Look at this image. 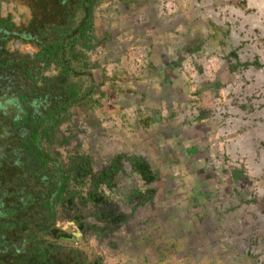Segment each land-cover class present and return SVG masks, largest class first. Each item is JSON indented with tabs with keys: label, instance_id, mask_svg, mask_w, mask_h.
<instances>
[{
	"label": "rangeland",
	"instance_id": "rangeland-1",
	"mask_svg": "<svg viewBox=\"0 0 264 264\" xmlns=\"http://www.w3.org/2000/svg\"><path fill=\"white\" fill-rule=\"evenodd\" d=\"M136 4L139 27L125 16L129 5L100 0L99 23L109 32L101 61L112 74L100 103L77 111L65 131L66 163L82 157L94 173H114L104 187L110 205L133 219L124 232L154 255L152 263L170 246L167 264H264V142H249L242 159L229 156L232 144L255 132L245 125L253 117L264 134V107L254 106L252 88L264 78V0ZM234 120L239 130L221 139ZM132 157L144 161L151 182Z\"/></svg>",
	"mask_w": 264,
	"mask_h": 264
},
{
	"label": "trees",
	"instance_id": "trees-1",
	"mask_svg": "<svg viewBox=\"0 0 264 264\" xmlns=\"http://www.w3.org/2000/svg\"><path fill=\"white\" fill-rule=\"evenodd\" d=\"M11 1L26 2L31 19L16 27L11 18L0 15V210L21 217L22 211L31 213V208H40L51 215L57 205L67 202L65 195L69 194L74 170L65 169L63 156L56 150L61 140L67 143L61 128L71 119L74 107L99 103L95 95L102 86L94 80L92 70L97 65L89 61L87 52L96 50L100 0ZM13 40L34 45L36 53L10 51ZM51 65L60 69L59 75L45 77ZM86 75L92 77L88 89ZM76 78L75 84L72 81ZM52 170H57L56 176ZM49 175L60 179L61 187L58 192L55 185L49 194H43L41 178ZM30 242L26 259L12 256L9 261L0 259V264L11 260L17 261L11 264H74L77 255L83 264L87 260L81 251L58 256L60 248L55 244L38 238Z\"/></svg>",
	"mask_w": 264,
	"mask_h": 264
},
{
	"label": "flooded vegetation",
	"instance_id": "flooded-vegetation-1",
	"mask_svg": "<svg viewBox=\"0 0 264 264\" xmlns=\"http://www.w3.org/2000/svg\"><path fill=\"white\" fill-rule=\"evenodd\" d=\"M118 1H122L124 7L129 5V7H127V15L125 16L134 19V26L139 27L137 26L136 17L132 16L135 13L134 8L137 7L136 2L139 0ZM25 3L26 2L22 1L14 3L11 0H0L1 17L11 18L16 27L27 24L29 20L23 19V8L27 5H25ZM96 13L97 19L95 25L98 33L97 40L94 42L96 50L87 52V55L89 61L97 65L96 68L92 70V73L94 75V80H96L98 85L102 86L101 92L95 95V99L100 103L99 99L101 98H98V95L104 97L102 93V89L104 88L103 84L109 80L107 75L110 76L112 74V68L110 69L111 66L109 64H105L101 61L103 58L102 51H105V45L107 43L106 38H108L109 32L105 31L108 28L105 23H102V25L99 23L98 12ZM101 33L103 35L102 37L100 36ZM31 45L30 43L25 44L13 40L9 43L8 49L10 51H19L23 54L28 53L34 56L37 49L34 45ZM116 67L118 68V64ZM59 72L60 69L57 68L56 65H51L44 72V76L53 78L58 76ZM91 78L92 77L86 75L87 81L85 83V88L87 89L92 85ZM72 82L76 84L78 79H73ZM94 106H77L73 108L71 119L61 128L63 138L67 140V143L62 144L61 140L56 145V150L63 156L61 161L65 169L67 171L74 169L72 173H70L69 194L65 195L67 202L63 205L62 203L57 205L56 209H54V213L51 215H49V212L44 213L40 211V208H31L34 209L31 213H29L28 210L22 211L20 213L22 214L21 217H16V213L14 214L8 210H0V259L4 258L9 261L12 256H16L17 259L21 257H25L24 259H26L29 256L30 240L32 239L33 242L35 238H38V240H45L60 248L56 250L58 256L66 253H73L74 251L85 253L87 257L85 264H113L114 262L119 264L118 262L122 263L123 260H127V263L128 261L131 263L133 260L134 262L132 264H154L151 262V257L154 255H149V253H147L148 251L143 253L139 248V241H133L131 244L128 241L129 237L127 232L131 233L130 224H132L133 219L120 211L117 207L110 205V193L106 192V188L104 187H107V185L110 187L113 184L114 173L111 171L94 173L90 166V161L82 157L72 159L69 164L66 163V159L64 158L63 150L70 141V139L66 137L67 133L65 131L71 130L70 125H72L74 118L77 117V111L87 114V111L92 110ZM130 161L135 172L140 174L144 181L151 182L148 178L150 175L148 167H145L144 161L138 157H132ZM78 163L84 164V167ZM113 170L116 172L115 169ZM56 171L57 170H52L55 176L57 175ZM50 175L47 178H41V182L45 185H43L44 187L42 189L43 194H49L55 185H58V192L60 190L61 180H58V178L52 179ZM76 177L78 179H75ZM104 193H106V195ZM52 198L56 200L57 192ZM117 199L120 200L119 197ZM66 227L67 230L65 229ZM124 231L127 232L125 233ZM159 236L161 240H164V235H162V237L161 235ZM167 247V250H163L162 248H160L161 250L157 249L161 260L158 264H167L164 260L172 253V250H170L171 247ZM156 254L157 253H155V255ZM128 256H130L129 259ZM75 259H77L78 264H83V259L78 255ZM63 261L66 260L64 259ZM11 263H17V261L11 260L7 264ZM22 264H24V262H22Z\"/></svg>",
	"mask_w": 264,
	"mask_h": 264
},
{
	"label": "bare ground",
	"instance_id": "bare-ground-1",
	"mask_svg": "<svg viewBox=\"0 0 264 264\" xmlns=\"http://www.w3.org/2000/svg\"><path fill=\"white\" fill-rule=\"evenodd\" d=\"M250 6L253 8V7H259L261 5H257L255 4V1H252ZM257 30V28H254ZM257 46V45H256ZM212 64V63H211ZM214 64V63H213ZM204 66V65H203ZM212 67V66H211ZM222 67V66H221ZM190 72V71H189ZM210 73V72H209ZM250 78H252V76L250 75ZM242 80L244 81V79L242 78ZM239 86V85H237ZM244 85L242 84L241 88L243 87ZM235 87V85L233 86ZM252 88L254 89V92L256 93H259V98L258 101H256L254 103V106L256 108H263L264 107V78H261V79H254L253 82H252ZM233 90H231V93H232ZM234 95V99H235V96H239L240 93L238 91L234 92L233 93ZM208 97V96H207ZM226 97H228V94H226ZM233 97V96H232ZM209 98V97H208ZM216 98V97H215ZM227 99V98H226ZM233 102V101H231ZM226 103L223 104V106L225 105ZM223 106H221V109H223ZM212 110V109H211ZM217 111V110H216ZM209 114V113H208ZM237 113L232 111V112H221L219 113V116H220V120H222L224 118V116H236ZM254 119H250V122H252L251 124L247 125V123H245L246 126H248L249 128H253L255 129V132H252L250 134H248L246 137L247 138H242V139H239V142L238 143H234L230 146V152H229V156L230 157H233V159L235 160L238 159V158H244L245 155H246V147L247 145H249V142L256 145V144H263L264 142V134L261 132V131H258L259 130V126H256L254 125L253 122H255L257 119V117H253ZM186 120V119H185ZM219 120V121H220ZM264 121V119H262ZM206 122V121H205ZM203 123V122H202ZM208 123V122H207ZM232 126L228 127L227 130L220 136L221 139L223 138H228V137H232L234 136V134L236 133L237 130H239L240 128V125H242V123H239L237 121H231L230 123ZM246 126H242V127H246ZM192 130V129H191ZM199 135V134H197ZM248 136H250V138H248ZM191 137V136H190ZM219 139V138H218ZM184 140V139H183ZM189 140V139H188ZM258 143H257V142ZM253 145V146H254ZM244 147V149L242 148ZM198 151V150H197ZM250 152V151H249ZM248 155V154H247ZM256 155H254L255 157ZM235 167V166H234ZM258 167L263 169L264 168V159L263 160H259V164H258ZM201 171V170H200ZM225 180V179H224ZM244 181V180H243ZM194 183V182H193ZM186 185V183H185ZM241 185V184H240ZM182 186V185H181ZM229 186V185H228ZM225 187V186H224ZM188 188V186L186 187ZM205 195V194H204ZM211 199V198H210ZM233 200V199H232ZM220 206V204H219ZM247 212V211H246ZM243 213V212H242ZM249 215V214H248ZM238 218V217H237ZM244 221V220H243ZM261 227V226H260Z\"/></svg>",
	"mask_w": 264,
	"mask_h": 264
},
{
	"label": "crops",
	"instance_id": "crops-1",
	"mask_svg": "<svg viewBox=\"0 0 264 264\" xmlns=\"http://www.w3.org/2000/svg\"><path fill=\"white\" fill-rule=\"evenodd\" d=\"M23 16L27 17V20L31 19V10L28 7V5L25 6V8H23ZM67 230V227L65 228ZM69 230V229H68ZM130 256H128L129 259ZM132 260V259H131ZM134 261L132 260L131 263H127V260H123L122 263L118 262L119 264H132ZM113 264H117L116 262H114Z\"/></svg>",
	"mask_w": 264,
	"mask_h": 264
}]
</instances>
